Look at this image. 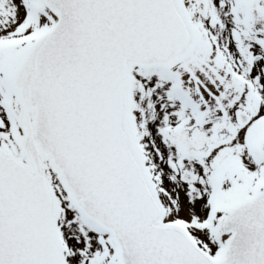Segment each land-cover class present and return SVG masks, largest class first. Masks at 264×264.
I'll return each instance as SVG.
<instances>
[{"label": "snow or ice", "instance_id": "obj_1", "mask_svg": "<svg viewBox=\"0 0 264 264\" xmlns=\"http://www.w3.org/2000/svg\"><path fill=\"white\" fill-rule=\"evenodd\" d=\"M0 264H264V0H0Z\"/></svg>", "mask_w": 264, "mask_h": 264}]
</instances>
